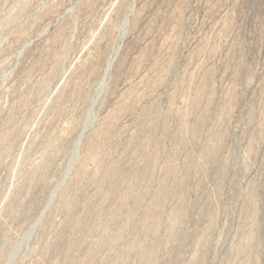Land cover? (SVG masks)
Segmentation results:
<instances>
[{"label": "rangeland", "instance_id": "rangeland-1", "mask_svg": "<svg viewBox=\"0 0 264 264\" xmlns=\"http://www.w3.org/2000/svg\"><path fill=\"white\" fill-rule=\"evenodd\" d=\"M0 264H264V0H0Z\"/></svg>", "mask_w": 264, "mask_h": 264}]
</instances>
